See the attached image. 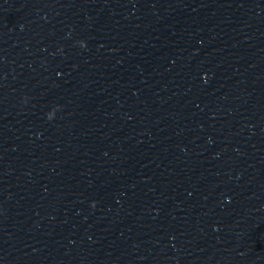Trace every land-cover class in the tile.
<instances>
[{"label": "water", "instance_id": "95a60500", "mask_svg": "<svg viewBox=\"0 0 264 264\" xmlns=\"http://www.w3.org/2000/svg\"><path fill=\"white\" fill-rule=\"evenodd\" d=\"M174 264H264V157Z\"/></svg>", "mask_w": 264, "mask_h": 264}]
</instances>
